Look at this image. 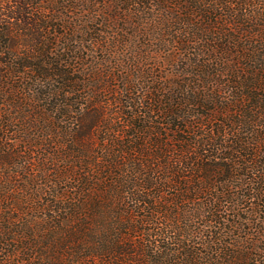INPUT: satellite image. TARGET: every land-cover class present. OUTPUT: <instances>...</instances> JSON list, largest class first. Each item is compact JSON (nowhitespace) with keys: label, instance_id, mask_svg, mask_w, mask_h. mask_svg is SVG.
Instances as JSON below:
<instances>
[{"label":"trees","instance_id":"16d2710c","mask_svg":"<svg viewBox=\"0 0 264 264\" xmlns=\"http://www.w3.org/2000/svg\"><path fill=\"white\" fill-rule=\"evenodd\" d=\"M71 1L78 7L81 3L86 5L84 11H92L88 6L93 5V0ZM8 2L18 3L17 0ZM112 2L118 9H122L118 2L127 3L122 9L126 15L131 12L129 3L135 7V15L151 11L166 16L173 14L175 9H185L186 18L181 14L180 22H176L189 27L182 30V34L193 36L200 44L205 43L202 48L213 57L205 62L198 59L186 62L187 69L191 70L181 73L190 79L176 82L174 92L149 101L148 115H134V120L126 124L128 130L122 143L118 144L115 136L102 139L101 144L106 142L122 148L111 155L105 150L107 155L100 157L82 141L90 134L96 136L95 128L103 125V117L93 116L91 123L77 133L60 126L65 122L62 115L72 112L74 102L67 99L83 90L80 85L84 80L72 76L75 64L68 62L75 57H59L60 52L50 47L58 44L48 35L43 59L39 55L37 60L33 58L31 52L41 54L42 42L38 36L37 40L33 37L36 43H30L34 21L29 5L21 3L11 12L5 8L0 14V25L14 24L21 31H27L25 42L31 49L16 53L6 35L9 29L3 36L0 27V45L3 43L4 50H9H0V131L4 133L0 142L6 143H0V177L9 175L7 171L18 165L13 161L17 154L8 156L11 147L5 134L9 128H15L12 132L19 135L16 143H23L25 149L60 148L64 153L58 162L54 153L52 164L58 167L60 163L62 173L57 177L71 179L74 185L52 192L37 185L34 190L39 195H29L33 201L43 200L42 206L36 209L54 212L49 217L54 223L51 228L36 224L21 198L10 199L12 209L33 220H28L24 228L17 227L18 236L6 237L0 245L29 238L26 229L31 237L39 238L41 233L73 223L79 246L82 250H91L87 257L110 258H49L46 254L35 253L42 246L46 249L53 246L55 236L46 234L44 242L28 243L26 249L31 251L30 258H0V264H264V247H260L258 241L264 239V0ZM106 6L110 8L109 4ZM68 7L71 6L61 2L60 13ZM178 14L179 11L174 12ZM112 17L122 18L117 14ZM53 19L48 17V25L43 24L44 19L39 24L36 20L37 30L46 28L49 31L57 27ZM9 20L17 23H9ZM160 26L172 27L173 24L165 20ZM62 27L66 32L70 29ZM70 31L72 38L66 37L60 46L64 55L85 49L72 45L78 39L73 36L77 30ZM178 42L187 43L180 38ZM29 59L36 62L30 64ZM27 71L37 72L38 76L26 78ZM17 72L23 74L17 76ZM17 77L21 78L20 85L13 81ZM200 90L209 93L202 96ZM223 90L229 92L227 98H223ZM215 91L218 98L214 97ZM153 103L161 104L163 109L152 108ZM211 104L220 107L215 110ZM4 107L11 109L4 110ZM206 110L217 114L218 118L213 120V115ZM154 111L168 119L171 138L158 131L164 123L155 124L150 120ZM205 113L215 125L212 124L209 131L197 133L196 126L204 125L196 122L197 116L205 117ZM232 114L235 116L230 117ZM77 119L82 121L81 116ZM34 130L41 136L31 134ZM53 136L57 137L55 142H47ZM144 141H149L154 148L149 147V151L143 148ZM170 142L176 143L171 149L168 148ZM120 158H124L122 164ZM69 159L75 161L69 162ZM49 171L43 169L44 174ZM25 181V188L18 190L28 194L32 184L30 180ZM47 194L53 197L51 201H44ZM246 202L253 207L249 214L256 215L261 224L258 227L248 218V233H245L246 224L235 219L239 216L236 209ZM108 213L117 226L114 223L102 232H94L93 223L104 222ZM232 213L234 218L227 217ZM200 218L204 223L197 225ZM237 229L245 234L239 240ZM117 255L122 258H111Z\"/></svg>","mask_w":264,"mask_h":264},{"label":"rangeland","instance_id":"374dc122","mask_svg":"<svg viewBox=\"0 0 264 264\" xmlns=\"http://www.w3.org/2000/svg\"><path fill=\"white\" fill-rule=\"evenodd\" d=\"M17 1L18 3H11L8 2V0L5 2L0 0V14L6 11L5 8L10 12L15 11L14 8L20 6L21 3L22 5H25L26 3L29 5V12L31 13L30 17L34 21L31 40L29 39L30 43H36L33 37L37 40L38 36L41 37L42 42L40 45L41 54L37 51H33L31 52L33 58H36L37 60L39 55L40 57L42 56L43 59V48L47 45L46 39L48 35L53 38L54 43L58 44L57 47L51 44L50 47H54L55 52H60L59 57L65 59L68 58V56L75 57V60H72L71 58L68 62L71 65L75 64L72 68V70H74L72 76L84 80L83 82L81 81L82 83L80 85V88L83 90L71 94L67 99L74 102L72 112L62 115L65 122L63 125L61 123L60 126H66L67 128H70L69 130L77 133L83 129L85 124L91 123L93 116L97 115L103 117L105 120L103 125L97 129L95 128L96 136L90 134L82 141L84 144L91 146V148L95 150L94 154L96 156L105 157L107 155V153H104L105 150L110 152L108 155L113 154V151L120 150L122 147H119L118 145L116 146L106 142L101 144L102 139L115 136V138L119 140L118 144L122 143L123 136H125L128 130L126 124L128 121L134 120V115L145 116L149 110L147 104L149 101L157 99L158 96H165L174 92L176 82H186L190 79L185 73H181V71L191 70L187 69L188 67L185 65L186 62H193L195 59L205 62L213 57L212 54H207L206 49L202 48L203 46H206L205 43L200 44L197 39H193V36L182 34V30H188L189 27L187 25L179 26L176 22H180L179 15L181 14H183V18H186L185 9L184 11L183 9H175L173 14H168V17V15L160 16L159 12L153 14L151 11L135 15V7L130 3L129 8L131 7V12H127L126 15L122 9L126 8L127 3L124 4L123 2H118L122 7V9H118L116 8V3L112 2V0H93V5L88 6V8L92 7L91 12L84 11V8L87 9V6L82 5L83 3H81V7L72 5L71 0ZM53 2L57 3L54 4ZM61 2H64V6H71L64 8L63 14L60 13V11H62ZM107 4L110 6L109 9L108 6H106ZM152 5H156V3L152 2ZM103 11L105 12L103 13ZM178 11L179 14L174 15V12ZM114 14H117L122 18L115 19L112 17ZM173 16H176L175 19H171ZM48 17L54 18V21L52 22H54L53 24H57V27L50 29L49 31H47L46 28L37 30V23L39 24L43 19V24L48 25L47 22H50L48 21ZM187 17L193 18L189 15H187ZM165 20L170 21L173 26H160V23ZM193 20L194 22H199L195 17ZM52 22L50 24H52ZM9 23L16 24L17 22L9 20ZM62 25L77 30L73 36L77 37L78 39L76 40L78 41L75 40L72 45H81L82 47H85L83 51H75L73 53H68V55H64V52H61L60 46L64 43L66 37L72 38V31L68 29L66 32ZM0 27L3 29L1 30L2 34L9 29L10 33L6 32V35L13 45L12 48L17 51L16 53L25 52L26 49L30 48L28 46L29 43L25 42L27 41V31H21L19 28H16L17 26H14V24L10 25L3 23ZM85 28L86 30H84ZM3 36H5V33ZM43 36H45V39ZM179 38L182 41L187 42L186 45L178 42ZM24 43H27L28 45L26 44V46ZM4 47L5 46L2 43L0 45V50H4ZM46 48H48V46ZM4 52H9V50L5 49ZM36 60L29 59L28 62H31L30 64H32L33 62H36ZM17 74V76H19V74L23 73L17 72ZM25 76L26 78H34L37 77L38 74L37 72L32 73L31 71H27ZM13 81L15 84H21V78L19 77H17V80L15 79ZM221 81L223 84L225 83L224 79H221ZM56 86H59V84L56 83ZM220 89L222 88L220 87ZM208 93V91H203L202 93L200 90L202 96L208 95ZM214 94V97L218 98L216 91ZM228 95L229 92L223 90V98H227ZM29 103L31 104V102ZM89 105L91 108L88 110ZM161 106V104L153 103L152 108L158 110ZM211 107L213 109L216 108L215 110H217L220 106L217 104H211ZM7 109L10 110L11 108L4 107V110ZM161 109H163V107H161ZM139 110H142V112L140 111L138 114L137 111ZM202 112L203 111H200V113ZM207 112L213 115V120L218 118L217 114H214L212 111ZM161 114L162 113L154 111L150 116V120H153L155 124L164 123L165 125H160L162 128L158 131H163L166 137L169 136L171 138V128L167 125L168 119L166 120L164 114ZM77 116H81L82 121L79 122ZM203 116L205 117L197 116L196 122L200 124L204 123V125H201V128L199 125L196 126L195 132L197 133L209 131L213 126L212 124L215 123V121L214 123L209 121L208 117L210 116L206 115V113ZM229 116L234 117L235 115L232 114ZM219 119H222V117ZM12 130H15V128H9L5 133L8 136L7 144L11 147L8 156H11V154H17V156L13 158V161L18 163V165L17 167L13 166L7 171L9 175L0 177V241L2 242H4L6 237L10 239L18 236L20 231H17V227L24 228L28 223V220H33L21 215L22 213L17 212L16 209H12L10 199L15 197L21 198L25 208L30 212L29 216L34 218L36 224L40 226H49L48 228H51L54 226V223L49 217L52 213L54 214V212L51 210L44 211L36 209L37 207L42 206L43 200L39 199L33 201L29 195H39L38 192L34 190L37 185L39 188H45L48 191L51 190V192L56 190L61 191L66 186L74 185V181H71V179L66 181L57 177L58 174L62 173L60 163H58V167L52 164L54 153L55 160H57V162L60 160L63 152L60 148L47 150L36 148L25 149L23 143H16V139L19 138V135H15ZM3 134L4 133L0 131V136ZM31 134L39 135L40 133L34 130ZM154 134L156 133L154 132ZM56 138L57 137L54 136L49 137L47 142H55ZM0 143L6 144L2 141ZM149 144V141H144L143 148H146V150L148 149V151L149 147L154 148ZM169 144L171 147L168 148L171 149L176 143H173L172 145L170 142ZM262 148L264 150V147ZM123 159L124 158L121 159V164ZM67 161L71 162L75 161V159H69ZM44 168H48L50 171L47 174H44ZM25 180H30L32 184L30 185L32 189L29 190L28 194L18 190L20 188H25V185L27 184ZM25 195L28 196L27 198L29 200ZM43 199L44 201H51L53 197L47 194L44 195ZM227 205H229V203ZM251 210H253V207L249 202H246L243 206L236 209V213H238L239 216L235 219L239 223L244 222L246 224L245 233L249 232L250 225H247L246 222L248 221V218L251 219L252 222L254 221L256 226H261L258 222V217L249 214ZM110 213L105 216L104 222L98 220L93 223L92 230L94 232H102L104 229L112 227L115 220H112V215ZM228 216L234 218L233 213L228 214L227 217ZM8 219H10L9 223L6 222ZM18 219H20V221ZM160 222H162V220H160ZM203 223V218L198 219L196 222L197 225ZM57 224L58 223L56 222L55 225L57 226ZM72 224L73 223L65 227L57 226L58 228H55V231L51 230L49 233H41L39 238L31 237V232L26 229L24 231L29 235V238L24 240L14 239L15 241L9 242L6 245H0L3 247V250L0 252V258H30L31 251L26 249L28 243H34L36 241V244H38L44 242L46 234H48V236H55L56 239L53 242V246L50 247V249L43 248L42 246L41 250L38 249L34 251L35 253L46 254L49 258H110L99 256L87 257L88 253V255H90L91 250L83 248L84 251L81 249L77 237L74 236L76 234V226H72ZM115 226H117L116 223ZM236 234L239 235V237H237L238 240L242 236H245L244 233H241L240 229L236 230ZM137 239L139 240V237L136 238V242ZM258 241L259 246L264 247V239H258ZM90 243L91 242L88 241V244ZM38 257L39 255H37V258ZM111 258H122V255L112 256Z\"/></svg>","mask_w":264,"mask_h":264}]
</instances>
